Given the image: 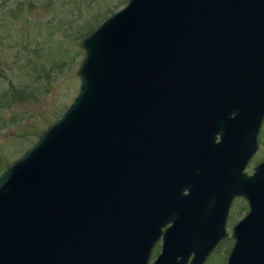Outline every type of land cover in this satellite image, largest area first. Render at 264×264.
I'll return each mask as SVG.
<instances>
[{
	"label": "water",
	"instance_id": "obj_1",
	"mask_svg": "<svg viewBox=\"0 0 264 264\" xmlns=\"http://www.w3.org/2000/svg\"><path fill=\"white\" fill-rule=\"evenodd\" d=\"M79 47L76 94L0 171V264H146L167 222L152 264H203L233 197L225 264H252L264 0H126Z\"/></svg>",
	"mask_w": 264,
	"mask_h": 264
},
{
	"label": "rangeland",
	"instance_id": "obj_2",
	"mask_svg": "<svg viewBox=\"0 0 264 264\" xmlns=\"http://www.w3.org/2000/svg\"><path fill=\"white\" fill-rule=\"evenodd\" d=\"M126 0H0V92L8 82L27 86L31 97L0 108V171L57 118L78 90L80 41ZM40 68L34 76L31 68ZM44 71L47 75L44 76ZM31 132L34 134L29 135ZM258 148L245 169L264 156V118ZM235 201L234 207H241ZM204 264H223L220 244Z\"/></svg>",
	"mask_w": 264,
	"mask_h": 264
},
{
	"label": "flooded vegetation",
	"instance_id": "obj_3",
	"mask_svg": "<svg viewBox=\"0 0 264 264\" xmlns=\"http://www.w3.org/2000/svg\"><path fill=\"white\" fill-rule=\"evenodd\" d=\"M257 148H258V138H257ZM257 148H256V150H257ZM256 150H255V152H256ZM254 153H253V155H254ZM252 156L248 160L245 169L247 168V166L249 165L251 160H253ZM262 161H264V156L261 157L259 160L255 161V163L251 167V170L247 174H252L254 168ZM162 191H163V189H162ZM186 192L187 191L184 190L183 194H186ZM260 200L261 199L256 198V204H255V209H254V218H253V220H252V222L250 224V227L244 231V236L250 243V249L251 250L249 252H250V255L252 257V264H264L263 261L259 260L262 257L264 258V204H262L260 202ZM235 201H239L242 205H241L240 208L235 206L234 207V211L231 212L232 206H233ZM158 207L161 208L160 205ZM248 211H249L248 203L243 198H241V197H233L232 198V200H231V202L229 204V207L227 209L225 223H224L225 234H224L223 238L221 239V241L209 253V255L212 252L217 251L215 249L220 244L221 245L222 244L223 245L226 244V252H225V255H224V258H223V264L226 263L227 256L229 255V253L231 251V248H232V244L234 242V238L232 236L233 227L239 222V220ZM155 215L163 216V212H158V213L156 212ZM154 222L157 223V221H154ZM169 224L170 223L167 222L164 225H162V227L160 229V234L158 236V239L156 240V242L154 243V245H153V247H152V249L150 251V255H149V258H148V261H147L146 264H152V261L155 259V257L159 253L161 237L163 235V232H164L165 228ZM208 256H207V258H208Z\"/></svg>",
	"mask_w": 264,
	"mask_h": 264
},
{
	"label": "trees",
	"instance_id": "obj_4",
	"mask_svg": "<svg viewBox=\"0 0 264 264\" xmlns=\"http://www.w3.org/2000/svg\"><path fill=\"white\" fill-rule=\"evenodd\" d=\"M38 69L40 68L32 67L31 72H30V75L34 78L33 81L35 83H37L36 82L37 77L34 75L38 71ZM46 75H47V72L44 71V76ZM26 97L33 98L31 97V93L29 92L28 85L26 87L22 86L19 88H15V84L14 83L12 84V82L9 81L6 89L0 92V108L9 107L10 105L14 103L21 102ZM31 134H34V132H31L29 135ZM38 134L39 133H37V135Z\"/></svg>",
	"mask_w": 264,
	"mask_h": 264
}]
</instances>
